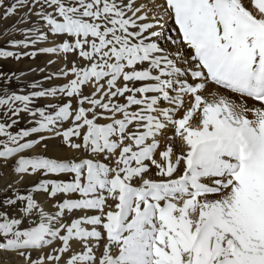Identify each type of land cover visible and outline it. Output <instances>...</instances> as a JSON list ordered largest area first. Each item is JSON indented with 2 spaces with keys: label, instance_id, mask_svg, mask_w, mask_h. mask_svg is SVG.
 Masks as SVG:
<instances>
[{
  "label": "snow or ice",
  "instance_id": "obj_1",
  "mask_svg": "<svg viewBox=\"0 0 264 264\" xmlns=\"http://www.w3.org/2000/svg\"><path fill=\"white\" fill-rule=\"evenodd\" d=\"M13 16L0 61L50 59L0 64V264H264V0Z\"/></svg>",
  "mask_w": 264,
  "mask_h": 264
},
{
  "label": "rangeland",
  "instance_id": "obj_2",
  "mask_svg": "<svg viewBox=\"0 0 264 264\" xmlns=\"http://www.w3.org/2000/svg\"><path fill=\"white\" fill-rule=\"evenodd\" d=\"M16 17L13 16L9 18L8 20H0V47H3L5 44V41L7 39H21L22 37L18 35H12V36H3L2 34L7 29L8 31H13L10 26L15 23ZM50 59L49 56L46 55H40L35 60H31L28 58L23 59L20 62H16L14 60L9 61H0V64L3 65V70L5 72H15L17 74L23 72L24 78L22 83L28 84L32 81L39 80L43 74L37 72H31L30 69L36 68L39 69L40 67H44L47 64V61ZM55 65H53L49 71H55ZM57 83H63V81H57ZM47 86V85H45ZM13 90H16V84L12 85ZM23 126V124H21Z\"/></svg>",
  "mask_w": 264,
  "mask_h": 264
},
{
  "label": "bare ground",
  "instance_id": "obj_3",
  "mask_svg": "<svg viewBox=\"0 0 264 264\" xmlns=\"http://www.w3.org/2000/svg\"><path fill=\"white\" fill-rule=\"evenodd\" d=\"M56 67H58L57 65H55V69H56Z\"/></svg>",
  "mask_w": 264,
  "mask_h": 264
}]
</instances>
